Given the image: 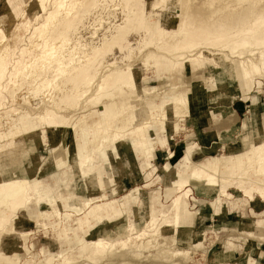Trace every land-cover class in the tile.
Returning <instances> with one entry per match:
<instances>
[{
  "label": "rangeland",
  "instance_id": "obj_1",
  "mask_svg": "<svg viewBox=\"0 0 264 264\" xmlns=\"http://www.w3.org/2000/svg\"><path fill=\"white\" fill-rule=\"evenodd\" d=\"M29 1L0 0V264H264V0ZM188 151L213 191L158 182Z\"/></svg>",
  "mask_w": 264,
  "mask_h": 264
},
{
  "label": "bare ground",
  "instance_id": "obj_2",
  "mask_svg": "<svg viewBox=\"0 0 264 264\" xmlns=\"http://www.w3.org/2000/svg\"><path fill=\"white\" fill-rule=\"evenodd\" d=\"M25 1V3H27L28 4V2H27V0H24ZM31 1V0H30ZM29 1V2H30ZM28 6V5H27ZM69 6V8H67ZM46 7V6H45ZM75 7V3H68V0H53L52 1V8H54L55 9V13H53L52 11L51 12H49L48 14H47V20L48 21H50V20H55V19H57V17L59 16V15H63V14H69V13H71L72 12V10H73V8ZM26 9V8H25ZM45 9V8H44ZM68 9V10H67ZM51 10V9H50ZM2 15V14H1ZM2 17V16H1ZM2 19V18H1ZM12 20H16V18L13 16L12 17ZM251 21V20H250ZM45 23H41V24H39V23H37L36 25H32V27H33V29H34V32L37 30V31H39V29H41V32L40 33H43L44 31H45V25H44ZM47 24V23H46ZM30 26V24H28L27 26H26V28L27 27H29ZM26 28H25V30H26ZM34 32L33 33H31V35L29 36V43L31 44L30 46H26V50H27V52L29 53V55H30V59L27 61V63H26V65H28L29 63H31V62H36L39 58H41L39 61H41L40 63H41V66H42V64H44V62H46L47 61V56L49 55V54H52V53H55L54 51V49H56L55 47L57 46L56 44H55V46H52V47H48L47 45H44L45 43H42L41 44V46L39 45L40 43H37V42H39V40H40V36H35V34H34ZM62 32H64V31H62ZM40 33H39V35H40ZM72 41H73V39H72ZM10 40H9V37L7 36V32H6V27L5 26H3L1 23H0V62H3V59L6 57V55H7V53H8V51H9V48H10ZM61 43V42H60ZM58 44V43H57ZM67 44V43H66ZM76 49V48H75ZM128 51V50H127ZM119 52H121V51H119ZM127 53V52H126ZM106 54V53H105ZM54 56H55V54H54ZM101 56V55H100ZM96 65V63L93 65V66H95ZM39 66V65H38ZM93 66H92V69H93ZM97 66V65H96ZM250 66V65H249ZM43 67V66H42ZM39 68V67H38ZM97 68H98V66H97ZM91 69V70H92ZM18 71V69L14 72V77L16 78V72ZM25 77V76H24ZM35 80V79H34ZM30 89V87H27V88H21L20 89V92H22V95H24L25 93H27V90H29ZM188 96H186V98H187ZM187 100V99H186ZM186 100H185V102H186ZM20 118L21 119H23L24 121H25V124L23 125H21L20 126V124H17V125H15L14 124V127L12 128V130H10L9 131V133H12L13 131H17L18 129H19V127H29V125L31 126L32 124H31V120H29V116H23L22 114L20 115ZM36 118V117H35ZM28 122V123H27ZM32 128V127H31ZM21 130V129H20ZM142 134V133H141ZM21 135V134H20ZM139 135V134H138ZM142 136H144V134H142ZM145 136H146V142H145V147H146V152H147V156H149V155H154V153H153V150H152V148L150 147V144H149V138L147 137V134H145ZM12 139V138H11ZM142 139V138H141ZM132 141H134V138H131L130 140H128L127 139V141L125 142V143H130V142H132ZM25 142H23V141H21V144H24ZM101 150H103V148L101 149ZM190 156H191V152L190 151H188V152H186V154H185V156H184V158H183V160L185 161V165H186V170H185V172H187L191 167H190V165H189V161H190ZM110 157V156H109ZM215 159H213V161H214ZM70 163H72V164H74V165H77V164H79L80 163V159H77V160H74V159H72V160H70L69 161ZM214 166V163H212L211 164V167H213ZM179 167V166H178ZM168 168H169V165H167L166 166V169L168 170ZM171 169V168H170ZM171 170H173V169H171ZM175 170V169H174ZM211 170V168H209V167H202V168H200V167H198V168H194L193 170H192V172L190 173V178L193 180V178H203V171H210ZM171 173H172V171H171ZM176 174H177V176H179V179H180V181L182 180H184L185 179V175L181 172V171H179V170H176ZM169 176H170V174H169ZM207 179V180H206ZM206 179H204L203 178V181H201V183H203V184H210V182L212 181V179L210 178V176H208ZM12 180V179H11ZM35 180V179H34ZM204 180H206L207 181V183H205V181ZM168 182H170V180H168ZM13 187H8L7 188V191H6V193H7V196L9 197L8 198V201L7 202H2L1 204L3 205V206H7L9 203H10V201L11 200H14V199H17V198H19V196L21 195V192L20 191H17V190H13L12 189ZM39 193H42V196H48L49 195V191H47V190H40V192ZM191 221V220H190ZM188 224H190V223H188ZM151 234V233H150ZM149 234V235H150ZM178 238V237H177ZM181 239V238H180ZM105 241V240H104ZM112 243V242H111ZM200 246V245H199ZM198 247V246H197ZM123 250V249H122ZM197 251V250H196ZM110 253V252H109ZM108 253V254H109ZM98 254V253H97ZM104 254V253H103ZM124 254V253H123ZM110 255V254H109ZM106 256V255H105ZM105 256H103V257H105ZM124 256V255H123ZM102 257V258H103ZM118 257V256H117ZM116 257V258H117ZM102 260V259H101ZM123 261V260H122ZM111 262V261H110ZM109 262V263H110ZM107 263V262H106ZM120 263H122V262H120ZM119 263V264H120ZM112 264V263H111Z\"/></svg>",
  "mask_w": 264,
  "mask_h": 264
},
{
  "label": "crops",
  "instance_id": "obj_3",
  "mask_svg": "<svg viewBox=\"0 0 264 264\" xmlns=\"http://www.w3.org/2000/svg\"><path fill=\"white\" fill-rule=\"evenodd\" d=\"M175 144H173L172 146H174ZM172 146L170 147V155H169V159L174 155V153H175V148H172ZM174 150V151H173ZM184 155H185V153H184ZM183 155V156H184ZM193 152H192V155L190 156V167H195V168H198L199 166H200V164H198L197 162H195L194 161V159H192L193 158ZM155 156H156V151H155ZM154 156V157H155ZM182 156V157H183ZM184 158V157H183ZM215 159V158H214ZM193 160V161H192ZM171 162V161H170ZM170 162L169 161H167V163L166 164H164V166L161 168V170H163V168L164 169H166V166L167 165H169L170 166ZM187 169V168H186ZM183 172V171H182ZM186 177H185V179L182 181H180L179 179L175 182V183H171V184H169L167 181L169 180V178H165V176H160L159 178H158V182L159 183H161V184H163V185H167V186H169V185H173V186H180V183H181V186L182 187H184V188H186V187H188L189 188V190H190V192L192 191V187H195V184H198L197 186H198V189H200L201 191H203V192H205V193H208L209 191H213V185L212 184H203V185H201L200 186V184L199 183H197V182H195L194 180H192L191 178H190V173L189 174H186L185 175ZM207 180V179H206ZM205 180V181H206ZM223 184H225V185H223V190H224V192H225V196H227L228 195V197L229 196H231V193H229V191H228V188L230 187V186H237V187H240V188H243V187H247V186H249V185H246V186H243L240 182H237V180H232V181H229V182H225V183H223ZM196 186V187H197ZM195 187V188H196ZM213 188V189H212ZM188 194V193H187ZM225 199H227V198H225ZM223 202V201H222ZM225 202H226V200H225ZM214 203H216V201L214 202Z\"/></svg>",
  "mask_w": 264,
  "mask_h": 264
}]
</instances>
